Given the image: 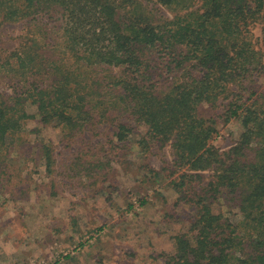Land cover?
<instances>
[{"label":"trees","instance_id":"16d2710c","mask_svg":"<svg viewBox=\"0 0 264 264\" xmlns=\"http://www.w3.org/2000/svg\"><path fill=\"white\" fill-rule=\"evenodd\" d=\"M140 1L0 0L1 21H60L53 44L28 30L0 54L1 77L17 86L12 95L0 92V164L32 118L27 105L40 124H56L70 139L107 126L119 146L134 132L129 122L144 126L139 153L169 146L177 175L171 184L192 191L188 201L196 208L189 229L172 238L165 263L264 264V91L251 86L264 74V0ZM151 3L175 17L155 23ZM202 104L222 108L218 119L240 125L228 151L211 144L216 120L200 116ZM41 152L51 173V150L43 145ZM221 198L235 202L247 235L215 211Z\"/></svg>","mask_w":264,"mask_h":264},{"label":"rangeland","instance_id":"374dc122","mask_svg":"<svg viewBox=\"0 0 264 264\" xmlns=\"http://www.w3.org/2000/svg\"><path fill=\"white\" fill-rule=\"evenodd\" d=\"M146 9L155 23L176 15L153 3ZM36 24L0 20V54L14 50L28 30L44 45L60 39L56 18ZM252 32L254 38L262 36L260 27ZM251 86L264 91V74ZM16 88L0 75L1 93L12 95ZM26 110L32 118L0 164V264H166L172 238L186 232L196 215L188 201L193 192L179 193L171 184L177 175L171 174L170 147L139 153L136 142L145 127L132 122L133 134L119 146L107 126L96 125L70 139L56 124H40L34 106ZM221 113L222 108L209 104L199 107L200 116L216 120L218 135L211 144L223 153L238 140L241 127L222 122ZM43 145L54 160L51 173ZM97 161L104 163L100 172L86 165ZM214 208L247 235L249 227L234 201L221 198Z\"/></svg>","mask_w":264,"mask_h":264}]
</instances>
